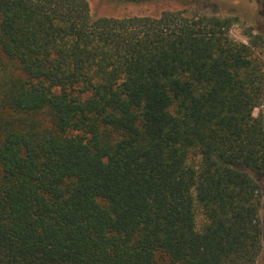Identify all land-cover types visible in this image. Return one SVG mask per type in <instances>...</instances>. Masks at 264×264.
Listing matches in <instances>:
<instances>
[{"label":"trees","instance_id":"obj_1","mask_svg":"<svg viewBox=\"0 0 264 264\" xmlns=\"http://www.w3.org/2000/svg\"><path fill=\"white\" fill-rule=\"evenodd\" d=\"M177 1L0 0V264L255 263L258 36Z\"/></svg>","mask_w":264,"mask_h":264},{"label":"rangeland","instance_id":"obj_2","mask_svg":"<svg viewBox=\"0 0 264 264\" xmlns=\"http://www.w3.org/2000/svg\"><path fill=\"white\" fill-rule=\"evenodd\" d=\"M90 13L94 16L124 17L158 15L164 10L182 7L177 0H159L147 3H121L112 0H86ZM189 12L213 14L220 17H231L234 22L229 28V35L236 41L248 43L251 34L258 36L252 46L254 55L262 61L264 69V0H198L188 6ZM251 40H254L252 38ZM6 59L0 55V71L5 68ZM264 116V102L253 111L254 115ZM263 205L260 210L262 222V247L254 264H264V184L261 185Z\"/></svg>","mask_w":264,"mask_h":264}]
</instances>
